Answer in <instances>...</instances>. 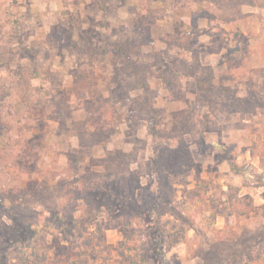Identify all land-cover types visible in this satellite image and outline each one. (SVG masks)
<instances>
[{
  "label": "rangeland",
  "instance_id": "rangeland-1",
  "mask_svg": "<svg viewBox=\"0 0 264 264\" xmlns=\"http://www.w3.org/2000/svg\"><path fill=\"white\" fill-rule=\"evenodd\" d=\"M0 258L264 264V0H0Z\"/></svg>",
  "mask_w": 264,
  "mask_h": 264
},
{
  "label": "trees",
  "instance_id": "trees-1",
  "mask_svg": "<svg viewBox=\"0 0 264 264\" xmlns=\"http://www.w3.org/2000/svg\"><path fill=\"white\" fill-rule=\"evenodd\" d=\"M231 167H232V170H235V168H233V166L231 165ZM2 262V260H1V258H0V263Z\"/></svg>",
  "mask_w": 264,
  "mask_h": 264
}]
</instances>
